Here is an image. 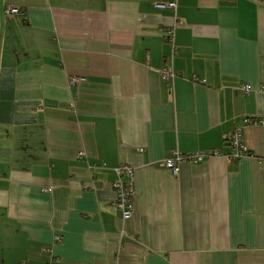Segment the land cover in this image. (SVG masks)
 I'll return each mask as SVG.
<instances>
[{"label":"crops","instance_id":"1","mask_svg":"<svg viewBox=\"0 0 264 264\" xmlns=\"http://www.w3.org/2000/svg\"><path fill=\"white\" fill-rule=\"evenodd\" d=\"M262 118L264 0H0V264H264Z\"/></svg>","mask_w":264,"mask_h":264},{"label":"built area","instance_id":"2","mask_svg":"<svg viewBox=\"0 0 264 264\" xmlns=\"http://www.w3.org/2000/svg\"><path fill=\"white\" fill-rule=\"evenodd\" d=\"M160 6H168L174 10L177 9L176 2L159 3ZM5 12L7 16H12L21 12V9L16 6L6 7ZM165 38L173 44L174 53L177 51L175 43V29L170 27L165 32ZM162 80L171 81L174 80L178 73L172 66H165L158 70ZM84 80V77L72 76L69 80L70 85H76L78 82ZM246 91L251 90L249 84L243 85ZM246 123L255 121L252 117L244 119ZM260 122L264 124V118L260 119ZM228 144L232 148V152L226 154L225 157L229 160H238L242 157L249 155V149L244 143L243 130L241 128L233 131L228 139ZM221 155L220 151H214L208 154H197V155H182L181 153H173V155L163 162V165L170 169L175 175L179 171L180 165L185 161L200 162L207 156H218ZM117 178L112 182V188L115 193L114 204L122 211L124 219H128L133 215L132 200L135 190V169L131 165L122 164L117 168ZM27 264V263H23Z\"/></svg>","mask_w":264,"mask_h":264}]
</instances>
